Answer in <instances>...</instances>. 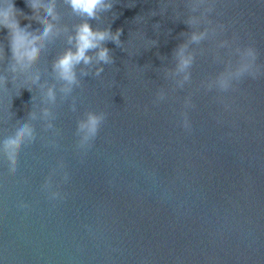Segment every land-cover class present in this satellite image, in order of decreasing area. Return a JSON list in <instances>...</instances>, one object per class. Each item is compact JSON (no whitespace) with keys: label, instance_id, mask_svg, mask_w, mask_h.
I'll return each mask as SVG.
<instances>
[{"label":"water","instance_id":"obj_1","mask_svg":"<svg viewBox=\"0 0 264 264\" xmlns=\"http://www.w3.org/2000/svg\"><path fill=\"white\" fill-rule=\"evenodd\" d=\"M12 3L22 28L43 14ZM56 10L58 34L15 83L0 28V144L20 121L34 135L15 170L0 148V264H264V0H113L88 20L121 32L103 42L111 62L90 50L67 92L53 64L87 18L65 0ZM185 45L193 61L177 73ZM246 47L259 73L221 90ZM90 113L105 119L80 148Z\"/></svg>","mask_w":264,"mask_h":264},{"label":"clouds","instance_id":"obj_2","mask_svg":"<svg viewBox=\"0 0 264 264\" xmlns=\"http://www.w3.org/2000/svg\"><path fill=\"white\" fill-rule=\"evenodd\" d=\"M73 12L86 17L87 19L78 25L75 30V35L68 36V43L74 44L75 51L69 48L59 59L53 64V70L57 73L60 81L64 82L65 87L61 91H70L71 86L77 84L75 67L83 62L85 65L92 62L93 57L87 53L90 50L97 49L98 61L110 63L109 50L103 47V42L112 40L117 44L120 43L119 37L121 32L118 30L115 34L110 29L94 30L88 20L98 18V13L110 11L113 7V0H65ZM29 7L34 12H39L43 9L42 15H37L33 19L35 25L28 24L23 28L20 26V13L14 8L12 0H0V28L8 31V46L11 52V59L8 61L6 71L12 76V83L16 79L25 74L30 66L31 61L44 47V41H47L51 36L58 34L56 21L59 19V14L56 10V0H28ZM7 5V6H5ZM210 11V9L208 10ZM27 18V17H26ZM206 35V32L193 33L191 36L192 42H199ZM240 60L238 66L230 73L228 80H223L218 77L219 88L226 91L230 86L232 79L239 80L245 74L255 77L260 68L256 64L258 53L252 47H246L243 50L236 49ZM186 45L181 46L177 52V73H185V70L190 67L193 61L191 54L186 55ZM4 60V49L0 45V62ZM102 69H97V74ZM40 76L37 73L33 77V82L39 81ZM183 79H189L188 74H185ZM9 83L3 73H0V87ZM211 86V85H210ZM31 91V89H29ZM47 100L55 99V91L53 87L47 88L44 93ZM32 115V113H29ZM43 115H49L46 109L43 110ZM104 115L90 113L85 120H82L77 125V134L81 135L78 146L84 148L90 146V142L95 139L98 134L99 127L104 121ZM188 122L185 118L184 127L187 128ZM34 139L33 129L26 121H20L16 124L14 130L9 133L0 144L3 152L7 154L10 167L15 170L17 148L26 142ZM67 179V177H65ZM47 187V184L45 185ZM52 198L59 196V193L53 192Z\"/></svg>","mask_w":264,"mask_h":264},{"label":"snow or ice","instance_id":"obj_3","mask_svg":"<svg viewBox=\"0 0 264 264\" xmlns=\"http://www.w3.org/2000/svg\"><path fill=\"white\" fill-rule=\"evenodd\" d=\"M231 72H232L231 70L223 72L219 77H221L223 80H228ZM215 83L219 86V80L218 79L216 80Z\"/></svg>","mask_w":264,"mask_h":264}]
</instances>
